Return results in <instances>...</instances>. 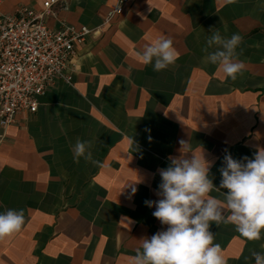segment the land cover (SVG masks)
<instances>
[{
    "label": "crops",
    "instance_id": "obj_1",
    "mask_svg": "<svg viewBox=\"0 0 264 264\" xmlns=\"http://www.w3.org/2000/svg\"><path fill=\"white\" fill-rule=\"evenodd\" d=\"M46 1L0 0V12L40 11ZM116 1L50 8L49 28L63 20L91 33L75 49L72 84L49 87L36 112L0 128V213L22 209L25 221L0 240V264H133L142 239L167 227L145 201L160 199L158 170L180 155L181 140L203 149L217 187L226 153L242 161L264 148V0H128L105 21ZM211 30L243 37L236 59L246 70L235 81L204 60ZM160 38L178 59L156 72L139 54ZM78 140L103 167L74 162ZM210 231L226 264H255L250 250L264 253V231L258 241L231 223Z\"/></svg>",
    "mask_w": 264,
    "mask_h": 264
},
{
    "label": "clouds",
    "instance_id": "obj_2",
    "mask_svg": "<svg viewBox=\"0 0 264 264\" xmlns=\"http://www.w3.org/2000/svg\"><path fill=\"white\" fill-rule=\"evenodd\" d=\"M242 42L243 37L238 33L228 38L218 30H211L202 49L206 54L205 62L217 65L226 77L235 81L246 70L245 63L236 59V50ZM253 46L259 48L260 43ZM210 48L215 50L210 52ZM139 55L141 62L153 65L156 72L167 69L178 59L173 41L168 38L146 45ZM180 145V155L170 156L169 165L158 170L161 182L156 195L160 199L145 201L148 207H155L152 215L167 227L151 238L142 239L141 248L132 258L133 264H226L221 245L213 242L214 234L210 231L213 222L217 226L233 224L248 241L261 239L264 231V148H257L254 158L244 157L242 161L226 153L217 187L209 176L211 163L205 159L203 149L197 155L184 140ZM90 149V142L78 140L73 146L74 162L79 163L83 157L86 162L103 167L101 161L93 159ZM188 152L192 153L191 158H186ZM138 182L128 186L133 195ZM213 191L223 200L211 196ZM225 210L230 214L225 216ZM24 222L22 209L0 213V240L19 232ZM261 247L264 248V244ZM250 255L255 264H264V253L250 250ZM244 259L247 261L248 257Z\"/></svg>",
    "mask_w": 264,
    "mask_h": 264
},
{
    "label": "built area",
    "instance_id": "obj_3",
    "mask_svg": "<svg viewBox=\"0 0 264 264\" xmlns=\"http://www.w3.org/2000/svg\"><path fill=\"white\" fill-rule=\"evenodd\" d=\"M128 0H117L105 21L122 13ZM37 11L22 6L12 13L0 12V128L14 124L18 113H34L39 98L58 82L71 85L75 49L91 33L63 20L49 28L46 19L52 5Z\"/></svg>",
    "mask_w": 264,
    "mask_h": 264
}]
</instances>
